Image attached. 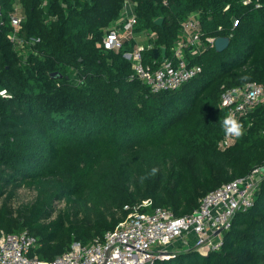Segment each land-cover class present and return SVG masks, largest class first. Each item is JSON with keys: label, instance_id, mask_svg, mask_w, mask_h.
<instances>
[{"label": "trees", "instance_id": "trees-1", "mask_svg": "<svg viewBox=\"0 0 264 264\" xmlns=\"http://www.w3.org/2000/svg\"><path fill=\"white\" fill-rule=\"evenodd\" d=\"M14 1L1 0L0 13V92L10 97L0 96V228L34 235L30 255L49 261L75 240L88 244L146 198L190 213L206 193L264 163V103L241 120L243 136L217 148L223 90L264 82V0H132L135 30L156 32L144 63H159L163 47L170 53L194 10L202 38L230 37L222 51L189 54L202 65L198 75L156 92L123 56L133 39L117 50L98 43L125 0H18L21 44L9 39ZM21 188L34 191L30 201H16ZM152 264H264V179L219 250Z\"/></svg>", "mask_w": 264, "mask_h": 264}, {"label": "built area", "instance_id": "built-area-1", "mask_svg": "<svg viewBox=\"0 0 264 264\" xmlns=\"http://www.w3.org/2000/svg\"><path fill=\"white\" fill-rule=\"evenodd\" d=\"M251 1L242 0L243 3ZM198 18V10L187 14L180 22L170 53L154 66L144 63L142 57V50L150 47L151 42L139 43L135 38L137 18L132 0L123 1L119 17L104 28L98 43L104 49L117 50L125 41L133 39V48L123 52L131 62L133 75L153 92L174 89L202 71L201 63L192 62L189 54L196 55L205 44L213 45L216 37L199 35ZM22 20L23 15L18 12L10 14L12 31L9 39L19 44L23 43L17 35ZM245 84L226 88L220 96V106L240 122L258 104L264 103V82L248 81ZM236 140L222 134L217 148L224 150ZM263 166L264 163L257 165L246 176L220 184L202 196L190 213L182 216H176L168 208L153 207L150 198L126 205L127 216L113 229L88 244L75 240L68 250L49 261L30 255L37 240L27 230L10 233L0 228V264H152L156 259H167L181 251L195 250L206 254L219 250L223 233L230 229L235 214L254 205L264 179ZM172 243L177 245L171 251L164 248Z\"/></svg>", "mask_w": 264, "mask_h": 264}, {"label": "rangeland", "instance_id": "rangeland-1", "mask_svg": "<svg viewBox=\"0 0 264 264\" xmlns=\"http://www.w3.org/2000/svg\"><path fill=\"white\" fill-rule=\"evenodd\" d=\"M41 4L42 5H45L46 4V0H42V3ZM13 6H14L13 12L21 13L19 10L21 9L22 6H21V3L18 0H15L13 2ZM153 31H154L153 29H145V28L138 29L135 32V38H136L137 41H141L142 43H146V42H149L150 41L151 44H152L153 40L156 37V34L153 35L154 37L152 36L151 33ZM199 47H202V46H199ZM208 47H209V45L207 46V44H205L203 46L202 50L199 51V53H201L202 51H205ZM194 53H196V52H194ZM199 53H197V54H199ZM68 72H70L71 74L73 73V71H71V68H68ZM33 196H34V191L29 190L27 188H21L17 192V199H16V201L17 200L20 201V202L30 201ZM61 207H63V203L57 204L56 210H58ZM174 245H177V243H172V244L168 245L167 247L165 246L164 248L166 250H168V251H171V249H172V247Z\"/></svg>", "mask_w": 264, "mask_h": 264}, {"label": "clouds", "instance_id": "clouds-1", "mask_svg": "<svg viewBox=\"0 0 264 264\" xmlns=\"http://www.w3.org/2000/svg\"><path fill=\"white\" fill-rule=\"evenodd\" d=\"M250 77L248 75H242L241 80L242 81H248ZM247 87V84H245ZM0 96H4L5 98H10L7 96L6 92H0ZM221 129L223 131V134L226 138L228 137H235L240 138L244 134V126L243 124L232 114L229 113L225 116H223L220 121ZM156 169H153V174L156 172Z\"/></svg>", "mask_w": 264, "mask_h": 264}, {"label": "water", "instance_id": "water-1", "mask_svg": "<svg viewBox=\"0 0 264 264\" xmlns=\"http://www.w3.org/2000/svg\"><path fill=\"white\" fill-rule=\"evenodd\" d=\"M161 21V18H158L156 19L155 22L159 23ZM230 42V37L227 36V35H218L214 38V41H213V46L215 48V50L217 51H222L223 49H225L228 44ZM161 59L164 58V55H165V48L163 47L162 48V52H161ZM51 76H55V75H60V72L58 71H53L50 73ZM263 169H264V166H263Z\"/></svg>", "mask_w": 264, "mask_h": 264}, {"label": "crops", "instance_id": "crops-1", "mask_svg": "<svg viewBox=\"0 0 264 264\" xmlns=\"http://www.w3.org/2000/svg\"><path fill=\"white\" fill-rule=\"evenodd\" d=\"M139 43H142L141 41H138ZM145 42V41H144Z\"/></svg>", "mask_w": 264, "mask_h": 264}]
</instances>
